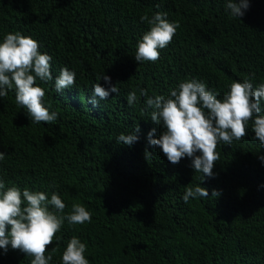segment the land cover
Instances as JSON below:
<instances>
[{
  "label": "trees",
  "instance_id": "16d2710c",
  "mask_svg": "<svg viewBox=\"0 0 264 264\" xmlns=\"http://www.w3.org/2000/svg\"><path fill=\"white\" fill-rule=\"evenodd\" d=\"M227 2L0 0V42L20 32L52 57L53 80L37 84L45 106L58 114L53 123H34L14 90L0 98V179L5 188L42 191L49 199L56 192L66 205L62 215L74 203L91 212L83 225L65 220L45 253L52 255L49 264H62L73 236L86 244L89 264H264V162L258 158L264 146L252 121L243 139L218 144L215 175L202 179L190 158L172 164L148 143L150 130L159 138L163 129L139 93L167 97L180 82L196 79L222 99L233 81L251 76L254 87L264 83V0H249L239 18ZM158 11L180 26L156 62L138 63L136 46L149 30L140 17ZM64 67L76 73L75 85L57 93L54 78ZM103 73L120 91L93 106V85L108 87L97 80ZM133 90L137 102L130 106ZM137 125V142L118 143ZM198 185L209 197L185 203L186 188ZM214 189L218 197L211 196ZM32 258L11 246L0 249V264Z\"/></svg>",
  "mask_w": 264,
  "mask_h": 264
},
{
  "label": "clouds",
  "instance_id": "9594fccd",
  "mask_svg": "<svg viewBox=\"0 0 264 264\" xmlns=\"http://www.w3.org/2000/svg\"><path fill=\"white\" fill-rule=\"evenodd\" d=\"M227 8L234 17H242L249 8V0H228ZM140 20L149 25V30L138 41L134 59L138 63L156 62L160 58V49L171 42L180 25L170 22L167 14L159 11L151 17L145 13ZM39 47L35 39L20 32H9L4 36L0 42V98L6 97L9 90H14L17 105L27 109L34 123H53L58 114L49 111L50 105L45 106V90L37 84L38 80H53L52 57L40 52ZM75 78L74 71L61 68L54 78L56 92L62 93L75 85ZM100 79L108 87L100 83L93 85V96L89 101L93 106L100 100L108 99L110 93L119 94L120 91L111 82L110 76L103 73L97 77L98 81ZM251 80L249 76L242 81H233L222 99L217 98V93L209 90L204 82L196 79L180 82L167 97L149 96L145 89L140 88L139 93L146 98V105L154 109L150 119L163 129L159 138L153 136L155 129L150 130L148 143L158 146L170 163L178 164L187 157L191 159L194 171L203 174L202 179L204 176L214 177L215 162L220 160V153L216 151L218 144L232 145L233 141L243 139L249 121H252L255 139L264 146V83L254 87ZM136 102V91H130L128 105ZM139 131L137 125L132 133L120 134L118 143L131 146L138 141L136 133ZM4 158L5 153L0 152V161ZM145 158H151L147 149ZM258 158L264 162V156ZM219 195L217 190L212 191L211 196ZM198 197H209L208 191L199 185L187 187L182 199L187 203L190 198ZM65 207L56 192L49 199L42 191L21 190L17 186L5 188L4 181L0 179V249L7 252L11 246L33 257L30 264H49L52 255L46 256L45 253L65 220L70 225L91 222V212L83 205L74 203L70 213L62 215ZM86 250V244L73 236L63 251L62 264H89L85 258ZM52 251L55 253L57 249Z\"/></svg>",
  "mask_w": 264,
  "mask_h": 264
}]
</instances>
